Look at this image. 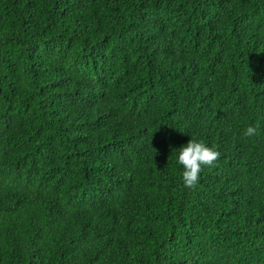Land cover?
<instances>
[{"label": "trees", "instance_id": "obj_1", "mask_svg": "<svg viewBox=\"0 0 264 264\" xmlns=\"http://www.w3.org/2000/svg\"><path fill=\"white\" fill-rule=\"evenodd\" d=\"M0 264H264V0H0Z\"/></svg>", "mask_w": 264, "mask_h": 264}, {"label": "clouds", "instance_id": "obj_2", "mask_svg": "<svg viewBox=\"0 0 264 264\" xmlns=\"http://www.w3.org/2000/svg\"><path fill=\"white\" fill-rule=\"evenodd\" d=\"M259 134L258 127L250 125L243 131L245 137ZM220 152L205 145L202 141L190 139L179 149L177 164L182 166L181 179L183 187L193 189L199 182V176L204 167H213L220 158Z\"/></svg>", "mask_w": 264, "mask_h": 264}]
</instances>
